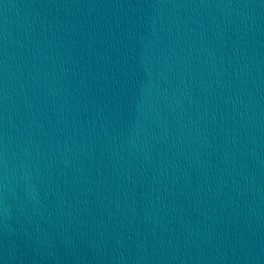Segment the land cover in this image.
Instances as JSON below:
<instances>
[{
  "label": "water",
  "instance_id": "obj_1",
  "mask_svg": "<svg viewBox=\"0 0 264 264\" xmlns=\"http://www.w3.org/2000/svg\"><path fill=\"white\" fill-rule=\"evenodd\" d=\"M0 264H264V0H0Z\"/></svg>",
  "mask_w": 264,
  "mask_h": 264
}]
</instances>
